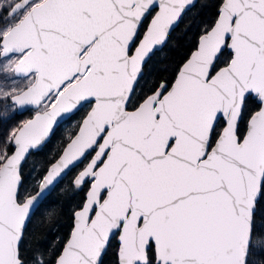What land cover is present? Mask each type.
<instances>
[{
  "label": "snow or ice",
  "instance_id": "obj_1",
  "mask_svg": "<svg viewBox=\"0 0 264 264\" xmlns=\"http://www.w3.org/2000/svg\"><path fill=\"white\" fill-rule=\"evenodd\" d=\"M195 5L0 0V264H264V0H215L149 83ZM57 192L70 227L28 250Z\"/></svg>",
  "mask_w": 264,
  "mask_h": 264
},
{
  "label": "trees",
  "instance_id": "obj_2",
  "mask_svg": "<svg viewBox=\"0 0 264 264\" xmlns=\"http://www.w3.org/2000/svg\"><path fill=\"white\" fill-rule=\"evenodd\" d=\"M214 3L215 0H197L195 7L179 21L171 32L163 50L153 58V63L149 66L148 72L150 75L146 73V80L149 83L158 74H165V70L170 73L189 54V49L192 48L196 39L198 28L213 17L215 11ZM29 117V114H25L21 119H28ZM71 127H74V124L69 128H62L52 143L48 145L45 153L29 160L28 168L25 169L26 175L33 165L40 166L45 158L49 156V153L54 154L59 149L61 142L67 132L71 130ZM3 133L4 127L0 126V135H3ZM52 200L54 202L59 201L52 210L53 218L51 222H46L43 225L37 219L33 220V224L29 228L26 244L28 250L36 248L38 245L50 243L49 229H51L52 235H62L70 227V211L71 206L74 204L70 200V193H54Z\"/></svg>",
  "mask_w": 264,
  "mask_h": 264
},
{
  "label": "water",
  "instance_id": "obj_3",
  "mask_svg": "<svg viewBox=\"0 0 264 264\" xmlns=\"http://www.w3.org/2000/svg\"><path fill=\"white\" fill-rule=\"evenodd\" d=\"M196 1H197V0H196ZM178 23H179V22H178ZM178 23L176 24V26L178 25ZM176 26H175V27H176ZM175 27H174V28H175ZM29 118H30V117H29Z\"/></svg>",
  "mask_w": 264,
  "mask_h": 264
}]
</instances>
